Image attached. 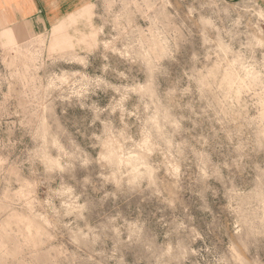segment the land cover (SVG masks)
Instances as JSON below:
<instances>
[{"label":"rangeland","instance_id":"obj_1","mask_svg":"<svg viewBox=\"0 0 264 264\" xmlns=\"http://www.w3.org/2000/svg\"><path fill=\"white\" fill-rule=\"evenodd\" d=\"M1 2L0 264H264V0Z\"/></svg>","mask_w":264,"mask_h":264},{"label":"crops","instance_id":"obj_2","mask_svg":"<svg viewBox=\"0 0 264 264\" xmlns=\"http://www.w3.org/2000/svg\"><path fill=\"white\" fill-rule=\"evenodd\" d=\"M69 0H2L1 4L18 5V19L19 21H27L30 27L34 30L46 29L51 27V22L59 19L64 12V5L69 6L72 2ZM82 5V3L80 4ZM73 11V10H72ZM63 27L62 24L54 27L53 31Z\"/></svg>","mask_w":264,"mask_h":264}]
</instances>
